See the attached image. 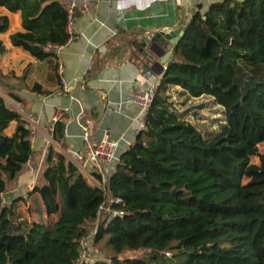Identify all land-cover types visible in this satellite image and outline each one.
<instances>
[{"label":"trees","instance_id":"16d2710c","mask_svg":"<svg viewBox=\"0 0 264 264\" xmlns=\"http://www.w3.org/2000/svg\"><path fill=\"white\" fill-rule=\"evenodd\" d=\"M0 6L21 14L22 30L10 35L13 46L41 62L58 57L49 45H64L71 36L65 4L0 0ZM9 27V17L1 15L0 33ZM7 50L0 39V54ZM52 66L58 73L59 63ZM30 90L49 92L38 81ZM199 99L206 105H191ZM208 106L214 117L204 123L200 110ZM63 115L52 134L65 145ZM260 144L264 0H221L205 11L198 5L155 87L144 126L104 189L48 148L44 181L31 193H40L49 214L61 213L51 225L24 219L23 232H13V203L21 197L5 204L3 196L34 149L30 124L0 96V157L7 164L0 165V264H264ZM88 238L102 258L82 260ZM127 251L144 252L129 257Z\"/></svg>","mask_w":264,"mask_h":264},{"label":"crops","instance_id":"0c3cea01","mask_svg":"<svg viewBox=\"0 0 264 264\" xmlns=\"http://www.w3.org/2000/svg\"><path fill=\"white\" fill-rule=\"evenodd\" d=\"M60 1L66 8L73 2L76 4L71 40L57 51L56 59L46 62L37 61L22 48L12 45L10 35L22 30L21 14L0 6V16L7 15L10 19L7 32L0 33L8 49L0 54V96L11 108L21 112L24 119L28 113L38 119L31 136L34 155L3 196L5 204L21 197L13 203L14 215L22 214L23 209L49 214L40 193L31 191L44 181V162L50 146L74 162L91 184L99 185V173L88 159L85 129L96 139L102 129H108L111 139L119 141L117 155L120 157L134 143L140 131L137 120L142 113L133 94L139 87L149 86L152 79L155 85L160 79L151 71V62L144 55L145 51L149 52L150 41L143 50H140L141 43L160 31L179 33L198 5L205 11L210 4L221 0ZM167 45V41L162 44L165 51H168ZM54 62L61 65L56 74ZM28 63L38 66L36 79L49 92L38 94L30 86L26 87L24 79L28 75L24 73V66ZM18 68L21 71L13 73ZM12 92L25 101L15 100ZM58 110H64L65 145L54 140L51 130ZM114 170L107 174L108 178ZM25 218L32 217L26 213L22 216Z\"/></svg>","mask_w":264,"mask_h":264},{"label":"built area","instance_id":"2783aa9c","mask_svg":"<svg viewBox=\"0 0 264 264\" xmlns=\"http://www.w3.org/2000/svg\"><path fill=\"white\" fill-rule=\"evenodd\" d=\"M75 3L73 2L70 6L67 7L68 16H67V31L69 34L72 31L74 20H75ZM71 36L69 40L70 42ZM66 43V44H67ZM66 44L64 45H49L57 51H60ZM61 70V65L59 66ZM166 69V65L164 66V70ZM157 85V84H156ZM154 84L150 88L139 87L133 94L134 102L141 108V119L138 118V123L140 125V129L144 126L145 117L147 111L151 107L154 97H155V87ZM64 110H58L52 119L51 130H53L54 123L62 116ZM26 120L31 126V136L32 132L35 130L36 123L38 119L35 115L28 113L26 115ZM84 138L86 141L87 155L89 161L93 164L96 171L101 176L99 179V185L102 189L105 188L106 181L108 179L107 174L110 171H113L116 168V165L120 159V156L117 155L119 141L115 139H111L110 133L108 129H102V134L99 138L96 139V136H92V134L85 129ZM115 171V170H114ZM106 180V181H105ZM116 213V212H115ZM84 247V243L82 245Z\"/></svg>","mask_w":264,"mask_h":264},{"label":"rangeland","instance_id":"374dc122","mask_svg":"<svg viewBox=\"0 0 264 264\" xmlns=\"http://www.w3.org/2000/svg\"><path fill=\"white\" fill-rule=\"evenodd\" d=\"M21 68V67H20ZM18 68L16 69L15 71H13V73H19L21 71V69ZM24 73L27 74V79H24V81L26 82V87L28 85V88L29 86L34 83L35 81H37L36 78L39 77V68L38 66L34 67L32 66V64L28 63L24 66ZM17 84H21V81H18L16 80ZM207 100H193L191 101V105H194V107H199L198 104L200 103H203L206 105V102ZM210 108H214V106L212 107H207L206 109H203V110H200V117L202 118H205L204 119V123L208 122L209 123V120H210V117H214V112L212 110H210ZM192 109V108H191ZM193 110V109H192ZM212 112V114H210V112ZM21 113V112H20ZM204 123H201V124H204ZM259 148H260V151H264V146L263 144H260L259 145ZM252 161L254 163H259V158L258 156H255L253 157ZM0 165L2 166H6V157H1L0 158ZM39 212H41L39 210ZM25 213V214H24ZM26 213H29L30 217H32L30 220H34V221H37V222H42V223H45V224H53L57 218L59 217L58 215H60L61 213H57V214H41V213H36V210H33L32 209H28V211L25 212V210L23 209L22 210V214H16L14 215L13 214V222L15 224V227H13V232H23V228L20 224L21 220H24L22 219V216L24 217L26 215ZM25 219H28V218H25ZM101 249L100 248H96V247H93V244H92V238H88L85 242H84V252L82 253V260L83 259H88V260H94L96 258H102L103 254L102 252L100 251ZM144 251H127L126 256H129V257H137V256H141L143 254ZM124 255L122 257H124Z\"/></svg>","mask_w":264,"mask_h":264},{"label":"water","instance_id":"95a60500","mask_svg":"<svg viewBox=\"0 0 264 264\" xmlns=\"http://www.w3.org/2000/svg\"><path fill=\"white\" fill-rule=\"evenodd\" d=\"M184 30L176 33L175 31L164 32L160 31L155 35L148 38V41H144L141 44L140 50H143L149 42V52L145 51L144 55L148 61L151 62L150 69L155 75L161 76L164 71V66L172 59V54L175 46L180 41ZM168 42L167 48L168 51L162 47V44ZM155 79L151 80V84L147 87L150 88L155 84Z\"/></svg>","mask_w":264,"mask_h":264}]
</instances>
